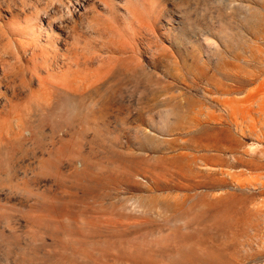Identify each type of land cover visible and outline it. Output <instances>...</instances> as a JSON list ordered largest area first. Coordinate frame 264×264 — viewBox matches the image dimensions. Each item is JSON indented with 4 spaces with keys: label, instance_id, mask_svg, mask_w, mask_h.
Returning a JSON list of instances; mask_svg holds the SVG:
<instances>
[{
    "label": "rangeland",
    "instance_id": "obj_1",
    "mask_svg": "<svg viewBox=\"0 0 264 264\" xmlns=\"http://www.w3.org/2000/svg\"><path fill=\"white\" fill-rule=\"evenodd\" d=\"M0 264H264V0H0Z\"/></svg>",
    "mask_w": 264,
    "mask_h": 264
},
{
    "label": "bare ground",
    "instance_id": "obj_2",
    "mask_svg": "<svg viewBox=\"0 0 264 264\" xmlns=\"http://www.w3.org/2000/svg\"><path fill=\"white\" fill-rule=\"evenodd\" d=\"M23 30L25 31V28L23 27Z\"/></svg>",
    "mask_w": 264,
    "mask_h": 264
}]
</instances>
